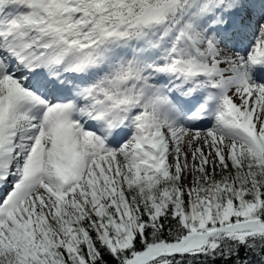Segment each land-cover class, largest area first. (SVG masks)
Returning <instances> with one entry per match:
<instances>
[{"label": "snow or ice", "instance_id": "snow-or-ice-1", "mask_svg": "<svg viewBox=\"0 0 264 264\" xmlns=\"http://www.w3.org/2000/svg\"><path fill=\"white\" fill-rule=\"evenodd\" d=\"M0 264H264V0H0Z\"/></svg>", "mask_w": 264, "mask_h": 264}]
</instances>
